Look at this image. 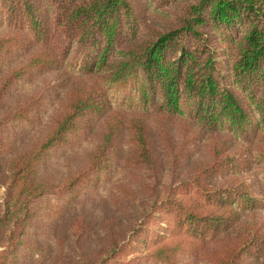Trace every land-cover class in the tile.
<instances>
[{
    "label": "trees",
    "instance_id": "obj_1",
    "mask_svg": "<svg viewBox=\"0 0 264 264\" xmlns=\"http://www.w3.org/2000/svg\"><path fill=\"white\" fill-rule=\"evenodd\" d=\"M0 185V264H264V0H0Z\"/></svg>",
    "mask_w": 264,
    "mask_h": 264
},
{
    "label": "rangeland",
    "instance_id": "obj_2",
    "mask_svg": "<svg viewBox=\"0 0 264 264\" xmlns=\"http://www.w3.org/2000/svg\"><path fill=\"white\" fill-rule=\"evenodd\" d=\"M4 193V187L0 185V199L2 197ZM101 193V192H100ZM123 203V202H122ZM74 209H75V206H73ZM73 207L71 208V210H73ZM129 211H130V216H129V219L128 218H125L124 219V216L123 215H120L119 214H114V216L118 219V220H122L123 219V223H126L127 221H130L132 219V217H134L138 212V210L132 205H128V208H127ZM92 246V244H89V248Z\"/></svg>",
    "mask_w": 264,
    "mask_h": 264
}]
</instances>
